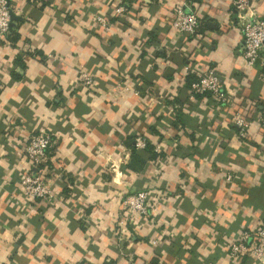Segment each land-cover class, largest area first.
Here are the masks:
<instances>
[{
	"label": "crops",
	"instance_id": "1",
	"mask_svg": "<svg viewBox=\"0 0 264 264\" xmlns=\"http://www.w3.org/2000/svg\"><path fill=\"white\" fill-rule=\"evenodd\" d=\"M122 3L130 10L109 30L96 22ZM183 3L201 26L182 45L171 24ZM11 4L18 37L0 40V264H264L227 251L237 232L264 225V129L257 114L246 137L233 122L264 108V65L244 62L233 0ZM247 8L264 17V0ZM208 67L226 101L190 90L189 74ZM42 127L55 139L53 201L25 198L20 183L24 147ZM140 134L148 145L134 150ZM140 189L159 203L145 221L124 219V197Z\"/></svg>",
	"mask_w": 264,
	"mask_h": 264
},
{
	"label": "built area",
	"instance_id": "2",
	"mask_svg": "<svg viewBox=\"0 0 264 264\" xmlns=\"http://www.w3.org/2000/svg\"><path fill=\"white\" fill-rule=\"evenodd\" d=\"M237 9L240 21V28L243 38L242 52L244 62L247 66L264 65V17L249 10L248 0H233ZM130 8L127 3H122L114 8L110 16L105 14L96 15V22L104 29L111 28V16L120 17L128 14ZM13 7L11 0H0V40H6L12 30L13 20L11 12ZM172 29L176 38H182L183 44L190 39L200 36L201 19L198 12L189 7L188 4H177L174 9ZM183 49L184 47H180ZM185 49V48H184ZM81 83L92 85L95 82L94 75L89 71L81 72ZM198 80L194 82L190 90L194 93L209 94L216 101L227 100L225 80L215 67H208L197 72ZM257 114L262 129H264V112L251 111L247 115L239 110L233 114V122L241 137H246L251 126V117ZM148 138L144 135H137L134 146L137 149L146 148ZM55 139L51 131L46 127L39 128L28 139L24 147V156L31 163L30 169L20 174V183L23 194L27 199H41L53 201L56 191L53 187L51 173L47 171L50 153ZM154 150L161 152V145L157 144ZM159 161H163L159 156ZM59 178L64 179V173H59ZM156 202L159 203L158 195L151 189H140L127 194L123 199L122 217H129L133 221H145L151 216V210ZM124 222V220L122 221ZM152 244H157V238H152ZM227 251L232 262L239 261L244 256L255 257L264 263V225L257 229H242L228 240ZM90 264V263H81Z\"/></svg>",
	"mask_w": 264,
	"mask_h": 264
},
{
	"label": "trees",
	"instance_id": "3",
	"mask_svg": "<svg viewBox=\"0 0 264 264\" xmlns=\"http://www.w3.org/2000/svg\"><path fill=\"white\" fill-rule=\"evenodd\" d=\"M187 1H189L190 3L193 1V0H187ZM12 28V27H11ZM17 37H18V35H16V36H10V37H8L7 38V40H10L11 42H15L16 41V39H17ZM198 80V77H197V75H195V74H192V73H190L189 74V76L187 77V84L190 86L189 88H191V86H192V84L194 83V82H196ZM203 94H199L198 93V96H202ZM262 105L264 106V103H262ZM257 105H255V107L253 108V107H251V108H249V109H241V110H239L242 114H244V115H247L249 112H251V111H254V110H257V107H256ZM261 112H264V108H262L261 110H260ZM179 118V120H180V117H178ZM133 149L134 150H138L135 146H134V144H133ZM158 155V153L157 152H153V157H156ZM133 158L135 159L134 160V163L136 162V163H139V164H137V165H141L143 162H144V160L143 159H141L139 156H138V154L137 153H135L134 154V156H133ZM134 163H133V166H134ZM136 165V164H135Z\"/></svg>",
	"mask_w": 264,
	"mask_h": 264
},
{
	"label": "water",
	"instance_id": "4",
	"mask_svg": "<svg viewBox=\"0 0 264 264\" xmlns=\"http://www.w3.org/2000/svg\"><path fill=\"white\" fill-rule=\"evenodd\" d=\"M11 15H12V20H14L15 18H17V16L15 15V13L13 11L11 12Z\"/></svg>",
	"mask_w": 264,
	"mask_h": 264
}]
</instances>
